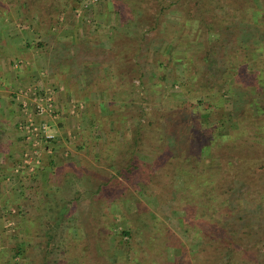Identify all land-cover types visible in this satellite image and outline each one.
Wrapping results in <instances>:
<instances>
[{
	"label": "rangeland",
	"instance_id": "1",
	"mask_svg": "<svg viewBox=\"0 0 264 264\" xmlns=\"http://www.w3.org/2000/svg\"><path fill=\"white\" fill-rule=\"evenodd\" d=\"M54 1L0 0V18L3 14L15 18V21L8 18L11 21H9L11 30L15 32L20 28H24L21 21L26 14H30L27 17L37 15L41 22L39 25V39L34 40L33 34L28 33V30L24 34L22 33V36H18L19 38L15 33L13 39L15 44L11 41L12 44L10 45V49L13 48V50L8 53L9 56L13 55L14 59L9 58H11L12 65L16 67V70L19 69L21 64L26 63L28 57L31 62L28 64H33L36 68L31 69L33 65H28L24 68L25 70L20 72L6 71L8 77L6 81H9L10 91L21 111L23 109L21 99L18 98L16 93L19 88L31 85L39 90L43 88L42 86H50L55 91L57 104L63 119V133L58 135V141L55 142L52 152H44L43 155H40L41 162L37 169H42L40 175L43 178L51 175L56 179L54 176L56 171H60L61 176L64 177V180L58 183L53 181L49 184L47 178H45V182L43 181L46 185L44 186L45 191L54 189V193L58 197L65 198L72 197L76 192L80 193L75 211L78 210L81 213L79 218H84L86 224L87 221L89 222L87 227L90 228V236L81 239L84 243L81 247L82 251H78L74 247L75 243L78 242L76 238L65 242L66 247L69 248V264H72L73 258L77 254L81 255V252H83L82 255L85 261L91 255L94 260L98 257L97 264H109V258L114 259V257L122 262L124 261L123 264H131L129 260L132 257L131 249L138 250L141 259L145 255L153 259L157 255L160 256L162 250L167 252V255L175 256L186 248L189 250L188 254H191L190 252L196 249V245L188 241L189 234L183 232L184 223L180 219H199L201 213L198 209L189 208L187 210L180 199L179 188L187 178L186 173L185 175H173L174 167L181 165L180 159L172 158L170 160V157L164 154H160L156 159L153 155H157L165 147L164 142L156 138V134L161 132L160 127L163 116L170 112V108L174 106V101L188 100L187 96L199 90L192 88V84L199 83L200 79L195 80L192 84L188 82L189 79L186 76L191 74L192 70L185 71L182 67L183 61L190 57L194 64H202L207 45L215 43L212 41L217 33L199 30L195 27L185 30V36L180 38L179 44L174 45L175 47L172 48L173 60L168 61L169 48L176 40L173 37L170 44L165 36L167 31L172 32L177 27L176 24L182 12L179 6L171 5L161 13L160 31L162 33L157 40L150 41L146 48V42L150 39L145 37L142 42L138 36L142 34L145 36L150 35V33L146 34L145 32L149 27V21H152L149 13L155 11V2L137 5L136 0H56L58 3L56 11L58 12V9L62 10H59V16L55 15L52 18L48 17L50 12L47 8L49 9L50 4ZM231 1L238 2L239 0ZM252 2L256 4H254V7L263 10L264 0H240L239 8L242 9L247 4L252 5ZM117 6L124 10L125 15L128 14L129 22L124 25L123 35H129L126 39H128L130 45H115L113 35L118 30V27H116V30L114 27L118 16ZM138 6L141 7L140 14L135 13ZM8 7L9 13L7 12ZM251 11L252 9H249L245 18L250 17ZM134 13L135 15L130 18ZM245 18L233 17L232 21H235L241 27L240 30L234 33L223 28L224 37L227 36L226 39L223 44L215 43L219 49L216 54L223 57L225 61L222 66L224 70L218 76L219 82L210 91V93L216 94L217 98H209L210 101L215 102V105L205 107V105L201 106L199 104L198 106L197 104L195 108L183 114L189 118L187 120L182 118L178 125L179 128L177 127L178 129H184L187 121H192L193 124L201 126V129L197 132H188L190 155L193 159L197 158L203 161L204 154L201 146L203 142L208 145L213 141L214 131L211 128L213 123H217V120L222 118L226 121L220 127L222 129L229 127L233 111L232 105L235 103L234 87L242 84L245 87L252 88L251 92L247 93L248 98L253 95L252 91L254 89L264 87V26L260 32L262 35L248 38L246 35L250 32V29ZM260 18V22L263 19L264 23V17L260 16ZM263 23L262 25H264ZM17 24L19 27H17ZM126 28L128 29L126 30ZM3 29V24L0 23V38ZM44 36L50 45L55 43V38L65 42L67 46L64 49L66 51H69L73 43L74 45L75 43L79 44L80 40L84 38H88L92 42L90 44H95L98 41L107 50L105 48L95 50L97 52L92 53L94 59L81 56L78 69H72L68 73L57 71L56 77L59 80L55 81L46 78L47 73L41 65L42 61L45 60L39 58L40 54L37 55V51L35 53L34 49L35 43ZM170 36L171 34L169 38ZM22 44L32 50L29 49L28 55L23 54L20 58L15 57L19 56L15 48H19V45ZM241 44L245 47H238ZM221 45L228 48V50H232L231 53L234 54L230 58L223 56L224 49ZM48 47L49 45L47 46L46 43L45 46L39 48ZM92 49L94 48L88 50L92 51ZM23 56L26 58H23ZM154 58L162 60L164 66L158 67L151 64ZM15 60H17L18 65L14 64ZM138 62L147 63V67L153 70V75H145L144 83L140 82L136 76V69H131L129 73H125L124 78L119 74V66L129 67L133 65L136 68L137 66L134 64ZM240 62L243 73L237 81L233 72L238 68ZM98 64L99 68L95 71V74L92 73L93 79L90 81L91 83H88L85 79V73ZM65 65L68 66L67 63ZM77 71L79 74H77ZM122 72L124 73V71ZM161 74H165L166 78L159 80L156 76ZM9 77L11 78L9 79ZM17 77L21 80V83L18 80L14 83ZM119 77L123 78V83L131 90L130 94L127 91L129 89L126 90L125 101L127 103L122 106L113 104L117 100H121V95L116 96V100L111 96V91L123 86ZM47 82L49 84H46ZM186 83L188 84L187 96L184 92V84ZM63 84L65 85L61 88L60 86ZM198 87L202 88V86ZM60 90H63L61 95L59 94ZM190 98L196 100V97ZM255 102V99H253L249 103V108L252 111L249 117L253 125L257 126L261 123L264 114H261ZM140 106L145 107L146 113L142 116L144 123H148L149 127L141 131L142 138L140 145L137 147L135 145L131 146L132 138L136 135L134 134L135 127H133L131 121L139 114ZM116 108L120 111H117ZM203 110L204 113L211 116L208 123L200 115L195 116L197 112L200 113ZM118 112H123L122 114H125L127 118L124 119L125 122L122 125L118 118L119 115H117ZM123 126L125 129H123ZM116 140L118 144L115 142ZM22 150L20 151L22 152ZM96 155L100 156V161L99 159L96 160ZM107 155L115 166L121 167L126 178L121 174H117V181H109L108 191L103 190V193L100 192L95 196L93 190L107 176L108 167L105 164L109 161ZM14 163L15 161L12 160L6 167L0 168V264H21L20 258L13 257L12 253L18 240L23 237L21 230L24 225V215L34 216L40 208L43 209V206H40L36 192L31 190V193L28 191L30 189L26 186V176L19 171H17L19 174L17 172L11 173ZM172 163H174V167ZM126 167H129V169H125ZM66 172L69 173L66 174ZM172 182L175 183L174 186L170 184ZM112 191L121 194L111 196L107 200L106 197ZM21 192L23 193L21 194ZM42 192H44V189ZM255 192L264 194V185L257 186ZM23 194H26L25 196L29 199L24 201ZM29 194L31 195L29 196ZM19 202H22V205ZM37 204L39 205L38 209ZM19 208H22L23 212L19 213ZM26 209L29 213L25 211ZM92 209H95L98 214L93 213L92 218L96 216V219H93L90 223ZM40 211L42 210L40 209ZM92 227H95L94 233ZM126 228L134 233V238L122 233V230ZM97 233H99L100 238L97 237ZM190 233L192 234L193 231ZM184 234H187V236H184ZM169 241H172V245H167ZM89 242L92 245V252L87 251L86 245ZM178 242L182 245L174 247V244H180ZM154 252L157 255H154ZM118 260V263L114 262V264H120Z\"/></svg>",
	"mask_w": 264,
	"mask_h": 264
},
{
	"label": "trees",
	"instance_id": "2",
	"mask_svg": "<svg viewBox=\"0 0 264 264\" xmlns=\"http://www.w3.org/2000/svg\"><path fill=\"white\" fill-rule=\"evenodd\" d=\"M153 2H155V11L149 13L150 20L152 21H149V27L145 32L146 34L150 33V35L145 36L142 34L138 36L142 42L145 40V37L146 39H150L146 42V48L150 41L157 40L162 33L160 31L161 13L166 11L171 5L179 6L182 10L176 24L177 27H175L172 32L167 31V35L165 36L168 42H170L173 37H175L176 40L171 45V48H169L168 61L173 60L174 53L172 48L177 46L180 42V38L185 36V30L187 31L195 27L196 29L206 30L207 32L214 31L217 35L212 42L220 45L221 43L223 44V41L227 37H224L223 28L234 33L240 30L241 27L235 21H232V18L235 16H239L241 19L245 18L249 9H252L250 17L245 19H247L249 23L248 27L250 32L247 33L246 36L250 38L252 36L258 37V35H262L260 32L264 25H262L263 19L262 22H260L261 18L259 19V17H264V7L263 10H261V8L257 9V7H254L255 2H252V5L247 4L248 6L246 5L240 9V0L238 2L236 1L237 3L231 0L135 1L137 5ZM57 4L55 0L50 4V8H47L48 12H50L48 17L53 18L55 15L59 16V10L62 9H58L57 12ZM137 8L135 13L140 14L141 7L138 6ZM117 11L118 16L114 27L115 30L116 27H118V30H116L113 35V38H115V45H130V42L126 39L129 35H123L124 25L129 22L127 18L128 14L125 15L124 10L119 8V6H117ZM135 13L132 14L130 18L133 17ZM28 15L30 14H26L25 17L27 18ZM170 24L168 25L169 27L171 26ZM127 29L128 28H126V30ZM170 34L171 36L169 38ZM42 39L35 43V47H43L47 43L49 47L44 49L55 53L56 62L54 65L61 63L68 64L66 69L64 68L61 70L63 73H68L75 68L78 69L81 56L84 58H93V54L97 52L95 50L105 48L103 44H100L98 41L95 44H90L92 42H90L88 38H84L80 40L79 44L75 43L74 45L73 43L69 51H66L64 49V47L67 46L65 42L55 38V43L50 45L45 36ZM215 43L209 46L207 45L202 64H194L190 57L183 61V69L185 71L192 70L191 74L186 76L189 79L188 82L192 84L195 80L198 81V79H200L199 83L195 82L192 84V88L199 90L187 96L188 84L186 83L187 86L184 84V92L188 100L182 99V101H174V106L170 108L171 110L169 109L170 112L163 116L160 127L161 132L156 134V138L162 140L165 147L157 155H153L156 159H158L160 154H164L169 156L170 160L172 158L181 160L180 166L174 167V163H172L174 167V176L185 175V173L187 176L181 188H179L180 199L185 204L187 210L189 208L198 209L201 213V217L191 220L182 218L180 221L183 220V232L185 231L189 234L188 241L195 244L196 249L191 251V254H188L189 250L185 248L180 254L175 256L167 255V252L162 250L161 254H159L160 256L154 252V255H157V257L153 259H150V257L146 255L143 256L144 259H141L138 250L131 249L132 257L129 259L131 264H264V194H257L255 192L257 186L264 185V87L254 89L252 91L253 95L250 98H248L247 93H250L252 88L245 87L242 84L234 87L233 94L235 95V103L232 105L233 111L229 121V127L227 129H222L220 127L226 121L222 118L218 119L217 123L211 125L214 131L213 141L208 145L203 142L201 146L204 154L203 161L191 157L188 137V132H197L201 129V126L193 124L192 121H187V125L184 129H178L180 120L182 118L186 120L189 118L183 114L195 108L197 104L198 106L199 104H201V106L205 105V107L215 105V102L210 101L209 98H215L216 94L213 92L210 93V91H212L211 88L217 86L219 82L218 76L223 72L224 67L222 66L225 63L224 58L216 54L219 49L216 47ZM241 46L245 47L243 44L238 47ZM92 47L94 49L89 51L88 49ZM221 47L224 49L222 52L223 56L230 58L231 55L234 54L231 53L232 50H228V48H224L222 45ZM105 49L107 50V48ZM150 58L148 59L150 60ZM241 62L238 64V68L233 72L237 81L241 78L243 73ZM151 64L157 65L158 67L164 66L163 61L159 58H154ZM134 65L137 67L135 68L133 65L129 67L123 65L119 66V74L124 78L125 73H129L131 69H136V76L139 78L140 82L143 83L145 75H153V70L147 67V63L143 64L138 62ZM98 68L99 64L85 73V79L88 83L92 81V73L95 74ZM121 70L124 71V73ZM77 74H79L78 71ZM156 77L160 80L165 79L166 75L161 74ZM123 78L119 77L123 86L115 91H111V96L115 98V100L116 96L121 95V100L119 99L116 101L117 103H113L117 106H122L127 103L125 97L127 95L126 90L129 89V87H126L123 83ZM198 86H202V88ZM127 91H129V94L131 93L130 89ZM190 97H196V100H192ZM253 99H255L258 110L263 115L261 123L257 126L253 125L249 117V114L252 113L249 108V103H251ZM116 110L120 111L118 108H116ZM139 110V114L131 121L134 125L133 127H135L134 134H136L132 138L131 146L135 145L137 147L141 142V131L149 127L148 123H144L142 116L146 113L145 107L140 106ZM118 113L117 115H119L118 118L122 125L127 118L125 114H122L123 112ZM196 115H200L207 123L211 118L209 114L204 113V110L200 113L197 112L195 116ZM123 129H125L124 126ZM181 132L182 134H180ZM115 142L117 143V140ZM158 142L160 143V141ZM95 157L96 160L99 159L100 161L99 155ZM107 159H109V161L105 163L108 167L107 176L104 180L100 181L93 190L95 196L100 192L103 193V190H105V192L108 191L107 185L109 181H117V174H121L126 178L121 167L115 166L108 155ZM125 169L128 170L129 167ZM41 170L42 169L36 168L29 171L25 166H21L18 170L22 175L26 176V186L30 189L28 191L31 193L32 191L36 192L40 206H43V209L40 208L42 211L39 209V212L34 216L24 215V225L21 230L23 237L21 240H18L14 246L12 254L13 257L20 258L21 264H69V248L66 247L65 242L76 238L78 242L75 243L74 247L78 251H82L81 247L84 243L81 239L90 236V228L87 227L89 222L87 221L86 224L84 218H79L81 213L78 210L77 212L75 211V207H77L76 202L80 196L79 192L73 194L72 197L65 198L62 196L58 197L54 193V189L45 191L44 186L46 185L43 183V181L45 182V178H47L48 184L53 181L58 183L64 180L60 171L54 172L56 180L51 177V175L44 176L43 178L40 175ZM82 170L84 171V169ZM19 172L17 173L19 174ZM68 173L66 172V174ZM170 184L172 186L175 185L173 182ZM176 185L178 186L177 182ZM58 187L60 188V186ZM43 189L44 192H42ZM22 193L23 192H21V194ZM117 194L121 193L112 191L106 199L109 200L111 196L114 197ZM25 195L23 194L24 201L29 199ZM30 195L31 194H29V196ZM19 203L22 205V202ZM36 207L38 209L39 205ZM25 211L29 213L27 209ZM20 212H23L22 208H19V213ZM93 213L98 214L95 209L91 210L90 223L93 219H96V216L92 218ZM43 216L45 217L42 218ZM91 229L94 233L95 227ZM191 231H193L192 234L190 233ZM122 233L134 238V233L130 229H123ZM98 234L99 233H97V237L100 238ZM187 234H184V236H187ZM168 244L172 245V241L167 242V245ZM180 245H182V243L174 244V247ZM86 247L87 251L92 252V245L90 242L87 243ZM82 253L83 252H81V255L77 254L73 258L72 264H97L98 257L94 260L91 255L88 257L87 261H85ZM117 260L116 257H114V259L109 258V264H114ZM118 261L120 264L124 263V261Z\"/></svg>",
	"mask_w": 264,
	"mask_h": 264
},
{
	"label": "crops",
	"instance_id": "3",
	"mask_svg": "<svg viewBox=\"0 0 264 264\" xmlns=\"http://www.w3.org/2000/svg\"><path fill=\"white\" fill-rule=\"evenodd\" d=\"M7 12L9 13V7ZM8 18L10 17L4 14L0 18L1 19L0 23L3 24V28H4L3 29L4 31L2 32L0 38V168H2L3 166L6 167V165H8L9 162L14 160L15 161V163L13 164V170H14L15 164H17V162L20 161V157L22 153L20 150H22V148L26 146V142L22 131H20L18 127V123L21 120L22 111L19 109V106L17 105V101L15 100L12 92L10 91L11 89L9 88L10 86L9 81H6L8 78L6 76V71L20 72L21 70H25L24 68L27 67L28 65H33V64H28L31 63L29 57L26 58L23 56V58H26L28 62L26 61V63L21 64L19 69L16 70V67L12 65L11 58H9L12 57L13 55L9 56L8 53L13 50V48L10 49V45L12 44L11 41L13 42V39L15 38V33L17 34V37L18 36L20 37L22 36V33L24 34V32L28 30V33L33 34L34 40L39 39L40 38L38 37V35L40 34L39 25L41 22L37 15L29 16L27 18L23 16L21 22H23L24 28L22 29L18 28L19 30L15 32L11 30L12 29L10 23L11 21ZM10 19L12 21H15V18H10ZM17 27H19L18 24ZM15 49L17 50L16 53L19 54V56H15V57L20 58L21 55L23 54L28 55L30 48L22 44L21 46L19 45V48H15ZM34 49H35V53L37 51V55L38 53L40 54L39 58H44L45 60L42 61L41 65H43V70L47 73L46 78L53 79L55 81L59 80L58 77H56L57 71L59 70L61 71L64 68L66 69L67 67L65 63L54 65L56 62L54 52L46 51V49H41L38 47H35ZM33 67L36 68V66L33 65L31 69H33ZM10 78L11 77H9V79ZM17 80L18 82L21 83V80H19L18 77L16 81L13 82L16 83ZM46 84H49V82H47ZM64 85L65 84L61 85L60 87L63 88ZM42 87L45 88L44 86ZM43 88L42 89L40 88V90H43ZM62 92L63 90H60L59 94L61 95ZM62 121H63L62 116H60L56 125V128L58 130V135L63 133ZM43 154L44 152H42L41 155ZM13 170L11 171V173L13 174L16 173V171Z\"/></svg>",
	"mask_w": 264,
	"mask_h": 264
},
{
	"label": "built area",
	"instance_id": "4",
	"mask_svg": "<svg viewBox=\"0 0 264 264\" xmlns=\"http://www.w3.org/2000/svg\"><path fill=\"white\" fill-rule=\"evenodd\" d=\"M19 63L21 64L20 59ZM14 64H17V60ZM16 93L23 108L18 127L24 135L26 146L14 170L17 172L21 166H25L32 171L41 162V152H52L55 147V142L58 141L56 125L61 113L55 91L51 87L37 90L29 85L19 88Z\"/></svg>",
	"mask_w": 264,
	"mask_h": 264
}]
</instances>
